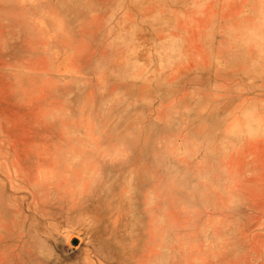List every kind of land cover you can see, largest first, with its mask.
Returning <instances> with one entry per match:
<instances>
[{
    "label": "rangeland",
    "instance_id": "1",
    "mask_svg": "<svg viewBox=\"0 0 264 264\" xmlns=\"http://www.w3.org/2000/svg\"><path fill=\"white\" fill-rule=\"evenodd\" d=\"M0 264H264V0H0Z\"/></svg>",
    "mask_w": 264,
    "mask_h": 264
}]
</instances>
